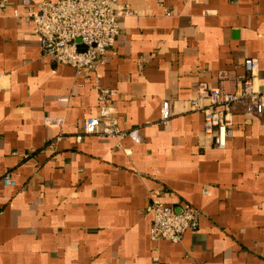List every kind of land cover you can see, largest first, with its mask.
<instances>
[{
    "label": "crops",
    "instance_id": "crops-1",
    "mask_svg": "<svg viewBox=\"0 0 264 264\" xmlns=\"http://www.w3.org/2000/svg\"><path fill=\"white\" fill-rule=\"evenodd\" d=\"M4 1L0 264H264V120L235 104L220 149L189 106L200 81L223 74L232 87L247 57L264 77V0H118L133 13L114 53L81 71L42 56L28 7ZM96 84L115 89L113 116L138 142L76 138L99 111ZM152 198L199 208L198 225L177 243L152 241Z\"/></svg>",
    "mask_w": 264,
    "mask_h": 264
},
{
    "label": "built area",
    "instance_id": "built-area-1",
    "mask_svg": "<svg viewBox=\"0 0 264 264\" xmlns=\"http://www.w3.org/2000/svg\"><path fill=\"white\" fill-rule=\"evenodd\" d=\"M28 7L34 22L33 31L40 39L41 54L50 60L72 66L75 70L96 69L105 55L112 52L115 38L120 31V19L133 13L127 5L118 0H21ZM5 1L0 0V8ZM18 16L17 12H14ZM245 74L235 78L232 87L224 84V76L219 85L212 86L205 81L196 85L195 95L189 100L192 110L203 114V130L210 135L215 147L223 149L233 135L231 109L241 105L247 114L259 115L264 120V77H260V63L257 58L247 57L243 61ZM99 111L87 116L82 124L83 134L98 133L115 138L117 145L128 136L139 141L138 128L121 129L113 116L115 89L96 84ZM171 116L169 101L161 102L159 121L167 123ZM61 117H44L49 125H60ZM5 186H15L16 180L6 172L1 177ZM203 193H209L208 188ZM146 210L152 215L150 239L154 242L166 240L177 243L183 233L194 229L202 212L193 206L177 208L152 198Z\"/></svg>",
    "mask_w": 264,
    "mask_h": 264
}]
</instances>
